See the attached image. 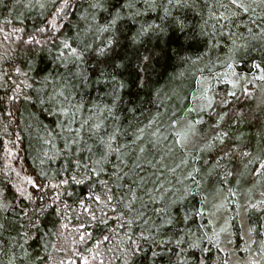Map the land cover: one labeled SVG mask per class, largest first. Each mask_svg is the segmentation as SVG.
<instances>
[{"label":"clouds","instance_id":"1","mask_svg":"<svg viewBox=\"0 0 264 264\" xmlns=\"http://www.w3.org/2000/svg\"><path fill=\"white\" fill-rule=\"evenodd\" d=\"M134 2L128 0L120 5L119 0H0V89L7 91L11 88V96H0V100L8 104L7 118L0 113V140L4 142L0 151V264H21V261L23 264H36L25 245L36 238L41 218L53 205H56L63 222L56 230L55 243L44 238L50 264H74V257L84 260V264H117V261L120 264H133V260L143 250V244L154 247L165 244L176 247L186 245L181 248V253L195 249L202 254L206 251L204 245L208 244L224 251L228 257L227 260L218 257L219 264H264V227L259 232L261 239H257L255 227L245 230L243 226L249 212H264V192H261L260 201L248 203L243 209L236 203L235 212L230 207L235 202L228 199L223 189L217 187L215 192H209L208 177L212 176L216 183L219 182L215 176L217 169L222 173L221 179L225 184L232 173L219 162L207 172L203 171L208 160L203 159L201 163V154L207 155L216 147L208 139L210 133L202 127L206 123L204 119L192 121L188 112H184L179 119H172L177 115V109L170 107L168 112L153 119L155 130L143 138L142 142L146 141V145L140 147L138 144L122 145L117 137L127 135V132L106 122L109 118L119 121L115 115L120 110L117 108L120 103L118 97H114L112 106H105L106 117L100 113L98 106L89 110L93 115H81L84 111L83 103L87 102L85 96L91 88L87 66L93 59L99 63L115 62L116 68L120 70L131 72L139 67L144 71L143 66L149 63V56L141 53V59L136 53L140 51L141 45L148 48L149 39L152 43L150 51L155 54L153 58L160 56L167 59L163 55L168 50L166 42H162L161 52H157L155 46V37L164 31L160 26L151 24L145 27L141 24L136 34L129 38V24L126 21L135 23L143 15L139 9H132ZM141 2L148 5L149 10H155L151 6L156 0ZM189 2L167 0L165 18L171 17L170 7L182 8ZM204 2L215 4V11L209 8V18L213 21L209 38H226L231 41L225 57L220 56L218 45L210 46L215 60H223V66L228 71L213 75L211 70L215 60L212 56H203L193 64L197 70H200V64H205L213 82L229 77L233 83V95L239 89L244 92L245 99L254 101L242 113L237 114L235 108L231 109L233 115L254 116L252 126L264 128V71L258 76L253 73L247 77L237 73L233 67L239 65L241 59H251L254 53H264V0ZM78 5L81 8L84 5L87 7L81 11ZM74 10L77 12L75 20L72 18ZM245 16L247 19H242ZM171 18L175 20V17ZM27 21L31 22L30 25ZM204 24L207 25L208 20ZM179 26L183 31L185 25L181 22ZM241 28L247 31L241 33ZM254 28L258 31H253ZM197 38L194 33L191 37H185L183 44L186 46ZM54 43L58 51L53 49ZM121 49L130 50L132 55L128 56L127 51L121 53ZM122 56L127 59H122ZM261 58L264 59V56ZM50 62L53 66L58 64L63 71L57 70L53 74L48 69ZM252 66L259 68L260 64L253 61ZM132 84H136L134 79ZM249 84L252 89L246 91ZM139 88L150 95V86L144 79L139 81ZM21 99L25 101V107L20 123L17 124L14 109L19 106L17 102ZM226 100L227 97L221 94L219 103L223 104ZM151 102L150 99H143L140 106ZM212 103L210 99L205 107L210 108ZM28 104L37 105V111L45 109L57 118L58 128L52 129L54 134L47 129L43 137L35 133V117L28 109ZM132 113L135 115L134 110ZM166 118L167 127L161 131V122ZM75 124L80 127L75 128ZM180 125L187 129V134L180 136L176 133V138L169 140L168 133ZM60 142L63 148L58 147ZM26 153L31 168L26 163ZM83 153H88V159L92 161L90 165L81 163ZM235 154L241 157L252 155L243 151ZM60 160L65 163L56 168L55 164ZM70 163L75 166L71 167ZM108 165L112 166V172L106 171ZM32 169H35L34 175ZM64 173L69 175L60 179ZM105 174L108 180L100 178ZM258 175L260 181H264V163ZM37 177L40 178L39 184ZM96 182L102 188L97 197L98 206L92 211L86 210L84 204L73 208L72 215L79 223L69 228L71 219L68 210L72 205L66 203L65 197L73 193L67 189L71 184L87 185L94 192ZM9 185L14 192L11 197ZM113 186L117 188L115 196L111 190ZM33 189L36 190L35 194ZM49 191L53 195L49 196ZM232 191L229 189V194ZM21 199L30 205L23 210L22 219L26 222L23 226V244L19 242V236H5L18 223L14 217L19 215L16 209L21 207ZM196 199L200 205L198 209L193 204ZM156 204L159 207H154ZM106 210L115 214L102 215ZM149 211L152 215L145 219ZM193 217H198L200 223L189 227ZM109 219L117 221L116 228L107 229ZM205 219L208 220L207 224L203 223ZM234 219L243 222V258L238 257L235 249ZM5 221L9 224L7 228ZM181 223L184 225L180 229L183 235L178 239L164 238L167 236L165 228L177 229ZM83 225L98 231L108 230V236H104L102 231L100 235H94L87 228L82 231ZM136 228H139V232L135 231ZM209 228L211 231H208ZM90 241L98 243L88 248ZM60 252L64 253L63 257L59 255ZM152 255L155 258L160 253L154 251ZM184 264L189 262L185 260ZM200 264H204L203 258Z\"/></svg>","mask_w":264,"mask_h":264},{"label":"trees","instance_id":"2","mask_svg":"<svg viewBox=\"0 0 264 264\" xmlns=\"http://www.w3.org/2000/svg\"><path fill=\"white\" fill-rule=\"evenodd\" d=\"M126 2L128 0H119L120 5ZM165 6H167V0H156V3L151 6L155 10L151 11L149 10V6L141 2V0H135L131 5L132 9H139L143 15L135 23L132 21H126V23L129 24V38L136 34L141 24L145 27L155 24L163 28L164 31L155 37V46L157 52H161L162 42H166L168 50L163 55L167 59H163L160 56L153 58L155 54L150 51L152 47L150 39L148 40V48L145 49L141 45L140 51L136 53L137 56H141V53L149 56V63L143 66L144 71H141L139 67L131 72L120 70L116 68L115 62L111 64L99 63L93 59L90 65L87 66L91 88L90 92L85 96L87 102L83 103L84 111L81 115L84 117L93 115L89 110L94 106H98L100 113L106 117L107 113L104 112L105 106H112L114 104V97H118L120 103L117 104V108L120 110L116 111L115 115L119 117V121H113L109 118L106 122L108 124H115L116 127L124 129L127 132V135L121 134L117 137L122 145L138 144L140 147L146 145V141L142 142L143 138L155 130L156 126L153 124V119L158 115L168 112L170 107L177 109V115L171 117L172 119H179L184 112L189 113V119L192 121L204 119L206 123L202 127L210 133L208 139L216 147L207 153V155L201 154V163L203 159L208 160V165L204 167L203 171L207 172L213 165L219 162L227 166L228 170L232 173L227 184H225L221 179L222 173L217 169L215 176L219 182L216 183L212 176H209V192H215L217 187L223 189L228 199L235 202L230 205L231 210H235L236 203H239L243 209V206L248 203L260 201L261 192H264V181H260L258 175L261 164L264 163V128H254L252 126L251 121L255 119L254 116L233 115L231 109L235 108L237 114L242 113L249 104H254V101L245 99L244 92L239 89L233 95V83L230 82L229 77L225 76L223 80L213 82L209 74L210 70L205 67V64L199 65L200 70H197V67L193 64L194 61H199L201 57L206 55L212 56L213 60H215V54L210 49V46L214 44L219 46L220 56L225 57L231 41L226 38H209L213 23L209 18V8L215 11L214 3L205 4L204 0H190L189 4L182 8L170 7L171 17H175V20L171 17L165 18ZM77 7L82 11L87 5H84L83 8L80 5ZM122 10L125 12L129 11V9ZM101 15H104V13H101ZM201 15H203V19H201ZM72 18L73 20L77 19L76 10L73 11ZM242 19L246 20L247 17H242ZM205 20H208L207 25L204 24ZM181 22L185 25L183 31H181L179 26ZM26 23L30 25L31 22L27 21ZM202 28L203 32H201ZM246 31L245 28L240 29L241 33H245ZM253 31H258V29L254 28ZM194 33L198 38L190 41L185 46L183 44L185 37H191ZM52 47L58 51L55 43ZM257 47L259 46L257 45ZM120 51L121 53L127 51L128 56L132 55L128 49H121ZM262 56H264V53H254L251 59H241L240 64L233 65V67L237 73H242L247 77H251L253 73L258 76L261 71H264V59L261 58ZM121 58L127 59V57L123 56ZM253 61L259 62L260 67L254 68L252 66ZM223 63V60H215V66L211 70L213 75L216 73L224 74L228 71L223 66ZM48 69L53 74L57 70L63 71L62 67L58 64L53 66L51 62L48 65ZM133 79L136 81V84H132ZM141 79L148 82L150 95L139 88V81ZM206 80L207 82H205ZM96 81H101V83L97 84ZM111 81H117L118 83L113 84ZM240 83L243 85V81ZM9 84H11V81H9ZM251 89L252 85L249 84L246 91ZM221 94L227 97V100L223 104L219 103ZM5 95L11 96V88L7 91L0 89V96ZM77 99L79 100V94H77ZM143 99H150L152 102L141 107L140 105ZM210 99L213 101L211 107H205ZM124 101H127L126 105ZM17 103L19 106L14 110L17 124H19L21 113L25 107V101L21 99ZM27 107L35 117L34 131L40 137L45 135V129L49 133H52V129L58 128L57 118L45 109H39L37 111L38 106L34 104H28ZM132 110L135 111V115H133ZM0 113H3L5 118H7L8 104L4 100H0ZM167 123V118L161 122V131H163L164 127H167ZM149 125H152V127L150 128ZM74 127L79 128L80 125L75 124ZM109 131H111V128H109ZM133 133H137L138 135L134 136ZM176 133L184 136L187 134V129L183 125L172 129L168 133L169 140L175 139ZM236 137H240V139ZM3 143V140H0V151L3 149ZM58 147L63 148V143L60 142ZM136 150L138 151V149ZM238 151H243L244 153L250 152L252 155L241 157L235 154ZM25 155L26 163L31 168V162L27 160V153ZM257 156L259 159H254ZM250 160H253V162L250 163ZM113 161H115V157H113ZM63 163H65L63 160L57 161L55 167L59 168ZM81 163L88 165L92 163L88 159V153L81 154ZM70 166L74 167L75 165L70 163ZM106 171L112 172V166H106ZM32 174H35V169H32ZM64 175H69V173H64L59 178L63 179ZM100 178L103 180L109 179L106 174L101 175ZM37 183H40L39 177H37ZM229 189L233 190L231 194H229ZM111 190L115 196L117 194V188L113 186ZM32 191L33 194L36 193L35 189ZM67 191L73 193L72 196L65 197L66 203L72 205V208L68 210L69 218L71 219L69 228H71L79 223L75 216L72 215L73 208L84 204L87 206L86 210H95L99 204L97 197H99L102 188L98 182L95 183L94 192L90 191L87 185L71 184ZM8 192L10 197L14 195L11 185L8 187ZM51 195L53 193L49 191V196ZM19 203L21 207L16 209L19 215L14 217L18 223L15 224L14 228H10L5 233V236H19V242L23 244V226L26 223L22 219L23 210L30 205L24 199H21ZM39 203L40 201L38 200L37 205ZM193 204L197 209L200 207L198 199L193 200ZM154 207H159V204L154 205ZM176 212L179 213L180 210L177 209ZM114 214V212L107 210L102 213L105 216H112ZM151 215L152 213L149 211L145 219ZM9 217L11 218V213ZM62 222L60 215L57 213L56 205H53L47 210L45 216L41 218L39 230L35 234L36 238L25 245L26 250L32 253V258L36 260V264H50V257L45 252L44 238L47 237L48 241L55 243L57 240L56 230ZM199 223V218L193 217L192 222L189 223V227H194ZM203 223L207 224L208 220L205 219ZM233 225L235 249L237 251L239 250L240 255L245 256V252L241 251L244 247L245 239L242 235L238 219L233 220ZM5 226L6 228L9 227L8 221H5ZM243 226L245 230L248 227H255L257 229L256 238L261 239L259 232L264 227V212H249L246 217V224ZM116 227L117 221L115 219L107 220V229H114ZM183 227L184 225L181 223L177 226V229L165 228L164 232L167 233V236L164 238L178 239L183 235L182 231H180ZM85 228L94 235H100L102 231L104 236H108V230L101 229L98 231L88 225H83L81 230L83 231ZM135 231L139 232V228H136ZM208 231H211V229L209 228ZM4 242L6 245L8 244L7 239ZM94 243H98V241H90L87 247L91 248ZM183 247H186V245L176 247L171 244H165L154 247L151 244H143V250L138 253L133 260V264H184L185 260L189 264H192L193 261L195 264H200L202 258L204 264H219L218 257L224 260L228 259L222 250H217L208 244L204 245L206 251L203 254L195 249L181 253V248ZM252 247L255 248L256 246L253 244ZM80 251L83 252V249L81 248ZM154 251L160 253V255L153 258L152 254ZM21 264H23V261H21ZM117 264H120V262L117 261Z\"/></svg>","mask_w":264,"mask_h":264},{"label":"rangeland","instance_id":"3","mask_svg":"<svg viewBox=\"0 0 264 264\" xmlns=\"http://www.w3.org/2000/svg\"><path fill=\"white\" fill-rule=\"evenodd\" d=\"M236 211V208H235V210L233 211V212H235ZM238 222H239V225H240V227L242 226V221H240V220H238ZM245 229V228H244ZM243 235V234H242ZM229 247H231L230 245H229ZM242 251V250H241ZM222 252H224V251H222ZM236 252H237V255H238V257H241V258H243L244 256H242V255H240L239 254V250L237 251L236 250ZM225 253V252H224ZM59 255L61 256V257H63L64 256V253L63 252H60L59 253ZM73 262H74V264H84V260H82V259H80L79 257H74L73 258Z\"/></svg>","mask_w":264,"mask_h":264}]
</instances>
